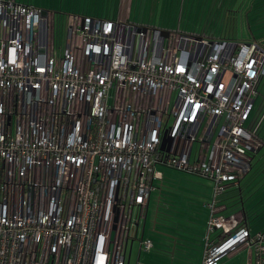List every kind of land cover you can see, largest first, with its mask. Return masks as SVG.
<instances>
[{
	"label": "built area",
	"instance_id": "2783aa9c",
	"mask_svg": "<svg viewBox=\"0 0 264 264\" xmlns=\"http://www.w3.org/2000/svg\"><path fill=\"white\" fill-rule=\"evenodd\" d=\"M53 22L0 0V264H127L158 166L212 181L203 264H264V232L217 206L259 145L264 46L69 15L56 49Z\"/></svg>",
	"mask_w": 264,
	"mask_h": 264
},
{
	"label": "rangeland",
	"instance_id": "374dc122",
	"mask_svg": "<svg viewBox=\"0 0 264 264\" xmlns=\"http://www.w3.org/2000/svg\"><path fill=\"white\" fill-rule=\"evenodd\" d=\"M41 1L42 0H22L21 2L36 5L39 8L43 7ZM138 15L150 22H143L140 19H136L135 17ZM213 15L215 14H131V22H129L133 26L144 25L157 27L162 31L182 32L193 35L195 37L203 34L202 36L212 38L213 40H228L229 38L240 41L253 40L252 34L250 32H244L246 30H244V28H241L242 22L241 19L238 18V14H228L229 18L226 14H218L219 18L216 25L215 19L213 25ZM67 16L68 14H56V18H54L51 33L54 35L53 45L56 49H58V47H61L64 43ZM258 22L259 25L250 23L251 27L255 29L254 33L264 31V18H261ZM204 25H206L207 29L203 27ZM262 36H264V34ZM256 39L264 43V38L256 37ZM259 91L261 96L255 98L254 101V106L256 108H260L261 103L264 102V78L261 80ZM263 112L264 106H262L259 114L260 124L264 119ZM195 147H198V144H195ZM262 153H264V151ZM259 165L260 164H257L256 161L254 163L253 170L245 176L246 179H244L242 182L243 194L247 188H250L253 191L256 190V193L253 196V200L251 198L248 201V204L250 206L253 205V201H255L256 203L258 202V191L260 190V188H263V186H261L257 189V183L261 181L260 179H258ZM158 169H160L163 174L162 182L164 188L161 198H163L164 200V206L169 209L173 216H181L184 220L189 221L187 224L193 227L195 233L198 236H206L205 224L208 219V209L203 203H207L210 198L213 186L212 181L198 174H192L170 167L158 166ZM230 188L231 186L227 189L224 196L225 198L222 201L224 210H221L218 213L224 215L225 217L234 216L233 219L238 225L242 220L239 214L240 205L236 201V192L229 190ZM155 204L156 195L153 192L148 205L145 222L143 223L142 220L139 224L137 234L138 237L133 241L132 245L130 244V242L128 243L126 249V261L131 246L129 264H163L165 260L167 264L171 263L170 258H167L161 251V249L164 248L163 244L167 243L162 238H160L152 229L153 210L155 208ZM174 218L178 219L182 224L183 219H179L175 216ZM261 220H264L263 213H261L260 217H258L257 219L256 217L252 218L250 223L256 221L258 225ZM255 226L256 224H252V227ZM180 227H182L181 229H183L184 224ZM141 233L143 239L148 238L153 241V246L150 249L141 248V251L138 254ZM190 242L191 243L187 246L189 248L186 250V253L189 257L187 264H196V254H198V249L201 246L195 241ZM183 264H185V262Z\"/></svg>",
	"mask_w": 264,
	"mask_h": 264
},
{
	"label": "crops",
	"instance_id": "0c3cea01",
	"mask_svg": "<svg viewBox=\"0 0 264 264\" xmlns=\"http://www.w3.org/2000/svg\"><path fill=\"white\" fill-rule=\"evenodd\" d=\"M17 1L32 5L21 2L22 0ZM41 2L43 7L39 8L46 11L45 14H50L52 18H56V14H68V16L82 14L81 16L115 20L129 24L131 22V14H216V19L219 18L218 14H226L227 16L228 14H238V18L242 22L241 28L246 30L244 32H250L251 29L254 30L245 14H264V0H42ZM33 6L38 7L36 5ZM135 18L143 22H150L139 15ZM258 18H260L259 15ZM203 27L207 28L206 25ZM259 89L260 87H258L256 98L261 96ZM263 104L264 102L261 103V106ZM230 186L232 185L229 184L226 189ZM234 188L235 186H232L229 190ZM211 196L212 193L207 203L211 200ZM217 206L219 212L223 210L222 201L219 202L218 200ZM209 218L210 211L208 212L206 223H208ZM252 259L251 251L243 246L219 258L217 264H248ZM163 264H167L166 260ZM196 264H203V251L201 247L198 254H196Z\"/></svg>",
	"mask_w": 264,
	"mask_h": 264
},
{
	"label": "trees",
	"instance_id": "16d2710c",
	"mask_svg": "<svg viewBox=\"0 0 264 264\" xmlns=\"http://www.w3.org/2000/svg\"><path fill=\"white\" fill-rule=\"evenodd\" d=\"M215 15H213V18H212L213 25H214V19L216 20L215 25H216L217 20H218L215 18L216 17ZM245 15L247 17V20L250 21V23H252V24L255 23L256 25H259L258 21L261 18H264L263 17L264 15H262V14H245ZM258 15L260 16V18H258ZM254 30L251 29V31H250V33L252 34V38H253L252 41L258 42L259 44L264 46V43H262L261 41H258L256 39V37L257 38H264V36H262L264 34V31L254 33ZM258 87H260V85ZM261 108H262V106L260 108H256L254 106L251 113H250L249 120H248L249 126H251L252 128H255V130H256L255 138L259 142V145L254 151L249 152L245 172L242 174L241 177L238 178V180H236L235 182L230 184L232 186H235V188L232 189L231 191L236 192V201L240 205V213L239 214H240L242 220H241L240 224H238V225L244 226V227L246 226L250 235H255L259 232L260 233L264 232V220H261L260 223L258 224V225H262V226H258L256 221L251 222L252 224H256L255 227H252V224L250 223L252 218L256 217V219H257L258 217H260L261 213L264 214V153H262L264 151L263 150L264 149V132H263V130H264V119H263L262 123L260 124L259 114H260ZM256 161H257V164L258 163L260 164L259 169H258V171H259L258 172V174H259L258 179L261 180L260 182L257 183V189L261 186H263V188H260V190L258 191V194H257L258 202L256 203L255 201H253V205L250 206L248 204V201L251 198L253 200V196L256 193V190L253 191L252 189L248 188L244 192V194H245L244 195L242 192V182L244 179H246L245 176L248 175L253 170L254 163ZM156 188H157L156 192H155L156 204H155V208L153 210V221L155 220V225L152 224V229L163 240H164V237L160 234V232H164L166 234H169L172 236L173 239L176 240L175 245H173L172 238L166 239L168 241L164 240L167 244H163L164 248L161 249V251L164 253V255L167 258H170V262H171L170 264H173V263L183 264L184 262H185V264H187L189 257H188V254L186 253V250L189 248L187 246L191 243L190 241L197 242L201 246V249L204 253L207 243L211 242L212 240L216 241L220 232L216 231L212 234H209L208 237H207V232H206V236L205 235H199L198 236L195 233V230L193 229V227H191L187 224L189 221L184 220L183 217H181V216L174 215L175 217H177L179 219H183V222L181 224L178 219L174 218V216L171 214L169 209H167L164 206V204H163L164 200H163V198H161V195L163 193V188H164L162 181L157 184ZM226 190L227 189H225L224 193L221 194V196L219 197V199H218L219 202L224 200V195L226 193ZM157 209H158V212L155 213V211ZM144 222H145V220L143 221V223ZM183 224H184V228L181 229L182 227H180V226ZM205 226H206L205 229H207V223ZM142 237L143 236L141 235L140 246H139L140 248H143L142 242L144 239ZM212 238H214V239H212ZM151 242H152V246H153V241H151ZM173 247H174V249H173ZM184 247H185V249H184ZM172 250H173V254L171 255L170 252Z\"/></svg>",
	"mask_w": 264,
	"mask_h": 264
},
{
	"label": "water",
	"instance_id": "95a60500",
	"mask_svg": "<svg viewBox=\"0 0 264 264\" xmlns=\"http://www.w3.org/2000/svg\"><path fill=\"white\" fill-rule=\"evenodd\" d=\"M45 13H46V11H43V14L45 15ZM162 34H163V36L165 37L166 35H167V32L166 31H162ZM166 141H168V142H172V139L170 138V137H166V136H164V138H163V140H162V145H161V149H163V147H164V144H165V142ZM158 212V209L155 211V213H157ZM153 225H155V220L153 221ZM142 232H143V229H142ZM160 234L164 237V240L165 241H168V240H166V239H170V238H172V236L171 235H169V234H166V233H164V232H160ZM142 235V234H141ZM111 240L113 239V237H114V229L112 230V232H111ZM172 242H173V245H175V243H176V240L175 239H173L172 238ZM131 245H132V242H131ZM140 246V245H139ZM173 249H174V247H173ZM130 251H131V246H130V250H129V255H128V258H127V264H129V257H130ZM141 251V248L139 247V251H138V254H139V252ZM171 253V255L173 254V250L170 252Z\"/></svg>",
	"mask_w": 264,
	"mask_h": 264
},
{
	"label": "flooded vegetation",
	"instance_id": "af4514ba",
	"mask_svg": "<svg viewBox=\"0 0 264 264\" xmlns=\"http://www.w3.org/2000/svg\"><path fill=\"white\" fill-rule=\"evenodd\" d=\"M140 239H141V237H140Z\"/></svg>",
	"mask_w": 264,
	"mask_h": 264
}]
</instances>
